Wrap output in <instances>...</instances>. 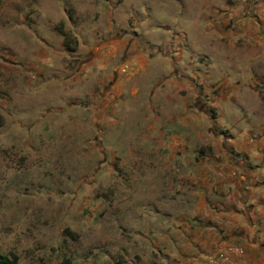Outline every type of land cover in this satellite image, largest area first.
Listing matches in <instances>:
<instances>
[{"label":"rangeland","instance_id":"374dc122","mask_svg":"<svg viewBox=\"0 0 264 264\" xmlns=\"http://www.w3.org/2000/svg\"><path fill=\"white\" fill-rule=\"evenodd\" d=\"M54 1L20 4L16 24L0 12V254L12 264H173L150 243L170 227L159 212L178 178L165 165L180 157L167 155L171 135L145 133L150 68L140 93L113 87L134 64L110 36L178 39L184 14L161 12L168 0H82L80 11Z\"/></svg>","mask_w":264,"mask_h":264},{"label":"crops","instance_id":"0c3cea01","mask_svg":"<svg viewBox=\"0 0 264 264\" xmlns=\"http://www.w3.org/2000/svg\"><path fill=\"white\" fill-rule=\"evenodd\" d=\"M1 1L0 12H10L14 24L23 21L26 1L30 10L59 6ZM168 2L161 12L179 6L184 14L178 39L169 41L164 31L140 46L134 31L110 36V44L128 43L125 60L134 64L128 77L116 71L113 87L129 82L135 94L149 83L145 133L171 135L167 155L181 161L165 165L178 178L159 212L170 227L150 246L171 253L173 264H264V0ZM64 5L83 10L82 0ZM55 25L50 33L62 47Z\"/></svg>","mask_w":264,"mask_h":264},{"label":"trees","instance_id":"16d2710c","mask_svg":"<svg viewBox=\"0 0 264 264\" xmlns=\"http://www.w3.org/2000/svg\"><path fill=\"white\" fill-rule=\"evenodd\" d=\"M60 34L61 35H64V45H65V47L69 48L68 45H67V43H66L67 42L66 41V39H67L66 33L65 32H61ZM1 120L2 119H1V116H0V124H1ZM13 259H15L14 256L11 259L9 256L0 254V264H12Z\"/></svg>","mask_w":264,"mask_h":264}]
</instances>
